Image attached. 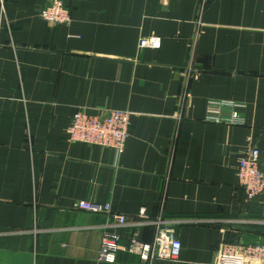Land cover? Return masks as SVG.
Instances as JSON below:
<instances>
[{
    "label": "crops",
    "instance_id": "crops-1",
    "mask_svg": "<svg viewBox=\"0 0 264 264\" xmlns=\"http://www.w3.org/2000/svg\"><path fill=\"white\" fill-rule=\"evenodd\" d=\"M65 1L72 21L51 26L50 0H0V264H145L99 260L111 217L78 200L172 223L181 254L155 264L264 243V194L249 200L236 168L249 138L264 168V0ZM79 108L131 112L120 156L68 140ZM136 229L153 240V225Z\"/></svg>",
    "mask_w": 264,
    "mask_h": 264
},
{
    "label": "built area",
    "instance_id": "built-area-1",
    "mask_svg": "<svg viewBox=\"0 0 264 264\" xmlns=\"http://www.w3.org/2000/svg\"><path fill=\"white\" fill-rule=\"evenodd\" d=\"M40 16L49 24H69L72 12L65 0H50L41 8ZM160 36H146L139 41V47H159ZM225 104L224 101H211L210 106L216 110ZM215 122L239 123L237 114L231 118L220 115L212 116ZM131 125V112L122 109H109L91 114L79 108L67 126L68 140L80 141L89 145H99L112 148L120 156L126 148ZM249 144L236 166L239 186L244 190L249 200L257 199L264 194V168L261 166V150L249 138ZM75 208L95 213H106L111 221L104 225L99 260L114 262L117 252L124 250L137 254L145 264H155L157 259H177L182 251L181 239L176 234L172 223L158 217L146 219V210L142 208L135 220L112 209L109 202L78 200ZM153 225L155 235L151 242L140 239L137 226ZM126 229L125 231H121ZM127 238L129 243L122 242ZM211 264H264V243H230L222 241L215 251Z\"/></svg>",
    "mask_w": 264,
    "mask_h": 264
}]
</instances>
